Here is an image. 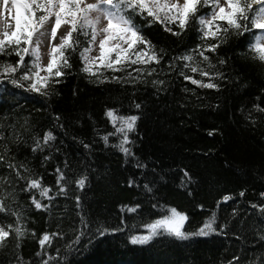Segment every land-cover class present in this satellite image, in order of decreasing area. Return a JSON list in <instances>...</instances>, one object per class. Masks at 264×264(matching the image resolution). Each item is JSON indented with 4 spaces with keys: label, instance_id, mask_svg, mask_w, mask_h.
I'll return each instance as SVG.
<instances>
[{
    "label": "trees",
    "instance_id": "trees-1",
    "mask_svg": "<svg viewBox=\"0 0 264 264\" xmlns=\"http://www.w3.org/2000/svg\"><path fill=\"white\" fill-rule=\"evenodd\" d=\"M210 12L200 6L196 15L207 18ZM127 15L155 46L159 64L131 65L115 73L101 66L97 75L102 72L100 78L108 79L99 83L81 71L79 52L87 44L82 34L74 33L81 44L76 52L65 51L71 67H61L64 75L48 81L42 89L47 95L28 91L29 81H20L23 88L13 85L19 71L0 75V199L5 208L0 226H19L25 232L19 240L14 232L5 239L0 264H264V112L256 110L264 108V63L250 50L258 30L240 34L229 29L215 52H205L209 60L202 61L193 51L205 46L195 18L174 36L159 22ZM217 22L223 29L225 22ZM167 27L180 31L175 24ZM188 54L193 61L179 59ZM17 59L0 55L2 63L15 65ZM185 63L214 78L191 72ZM138 67L146 71L127 82V72L136 76ZM152 68L156 71L148 75ZM181 72L218 88L199 87ZM113 75L122 82L112 80ZM109 109L116 117H139L133 130L125 129L131 154L117 147L122 133L109 135L121 125L117 119L113 126L106 116ZM48 132L55 139L44 144ZM57 168L64 173L66 194L57 195ZM84 177L81 190L76 181ZM30 179L50 188L48 196L54 199L42 198L38 189L26 190ZM33 196L47 208H35ZM137 204L136 213L121 211ZM170 207L187 215L185 232L197 230L215 213L216 231L188 240L165 234L144 245L130 242ZM101 226L122 231L99 237ZM80 231L85 235L74 244ZM44 233L51 239L42 250L38 241Z\"/></svg>",
    "mask_w": 264,
    "mask_h": 264
},
{
    "label": "snow or ice",
    "instance_id": "snow-or-ice-1",
    "mask_svg": "<svg viewBox=\"0 0 264 264\" xmlns=\"http://www.w3.org/2000/svg\"><path fill=\"white\" fill-rule=\"evenodd\" d=\"M12 4V17L14 24L8 22L7 19L0 22V55L18 57L16 64H7L0 62V75L4 73H17L20 74V79L17 80L13 78L10 82L13 85L23 88L24 85L20 81H29L28 91H34L47 95V91H42L48 86V81L53 77H61L64 73L60 70L63 68H70L71 64L68 63V57L65 56V51L71 50L76 52L78 46L81 42L78 38H74L73 34L83 35L85 37L86 47H81L79 52V58L83 64L81 71L87 73L89 78L95 76L97 82L103 83L108 77H104L103 73L100 72L99 76L97 73L100 67L105 69H110L113 73L117 71H124L126 67L131 65H148L153 61L156 64L160 63V59L155 50V46L147 41L138 30V26L133 23L132 18H130L127 13L131 12L133 15H139L142 19L148 20L149 24L159 22L165 25V31L170 32L174 36H179L182 34L184 29L187 27L189 21L192 18L196 19V23L200 26L201 39L205 42L203 48L197 47L193 50L202 58V61H208L209 57L205 55V52H215L223 42V37H226L229 29L235 30L240 34L244 32L257 31L259 34L253 37L254 43L250 44V50L253 52V58L260 60L264 63V0H225L227 7L221 6L220 0H183L181 4L179 0H97L94 4H84L82 7L83 0H2L3 12H0V16H3L8 12V5ZM256 6L255 9L253 6ZM200 6L210 7L211 12L209 15L211 19H206L204 16H197L198 8ZM37 13H40L37 15ZM92 13L96 15L93 16ZM54 18V19H53ZM149 18H151L149 20ZM102 20L107 21V25L103 28L98 29L97 26ZM225 22L223 29L221 24L218 23ZM51 23V28L49 32H42L41 29L44 28L46 24ZM168 24H175L180 31H173L171 27H167ZM251 24V28L248 25ZM62 26H68L67 30L59 36V43L54 44L49 49L50 60L45 67L41 66V53H40V39L45 35L50 36V40L54 41L57 39V31ZM85 29H90L86 31ZM214 29V30H213ZM39 34L36 41H33V37ZM103 34V38L99 40V56L93 57L90 53L97 43V36ZM212 38L215 43L208 44L207 39ZM220 37V39H218ZM116 41V43H111ZM23 45V46H22ZM127 45V47H124ZM137 46H142L137 50ZM162 51V50H161ZM115 53V58L113 59L112 54ZM29 57V62L25 64V57ZM180 60L191 62L194 60L193 55H184L179 57ZM221 64L224 63L223 60L220 61ZM95 66V71L93 67ZM171 66V65H170ZM210 67H214L209 64ZM185 68H190L193 73L199 72L202 77H209L213 79L214 77L204 71L202 68L194 67L190 63L184 64ZM55 69V71H53ZM41 71L47 72V76H41ZM137 75L133 76L131 71L127 72L126 80L127 82L136 81L140 79V74L146 71L145 68H136L134 70ZM156 69L152 68L148 70L147 74L152 75ZM185 80L191 81V83L198 85L203 88H218L217 84L214 83H203L201 80L193 79L190 75H185ZM217 76L221 75L219 73ZM112 80L117 82H122V78L113 75ZM58 82V81H57ZM153 83L162 84L163 81H153ZM136 108H140L137 104ZM256 110L264 112V108L256 106ZM106 116L111 118V122L115 127V122L117 119L121 121V125L115 128V132L109 135L123 134V138L117 147L124 154H131L130 149L125 147L126 143H129L127 137V131L134 129L136 120L139 119L137 116L131 117H116L114 115V110L109 109L106 112ZM58 119V118H57ZM127 129V131L125 130ZM108 136H104L105 142L108 141ZM55 137L51 132H48L43 137L44 144H47L49 140H53ZM36 147L40 148L41 144L39 141L36 143ZM36 149H33L35 151ZM4 157L0 155V161ZM9 167L14 168V165H9ZM57 185L59 187V192L57 195L66 194V188L61 181L65 179L64 173L57 168ZM20 173L17 170V176ZM187 177V172L184 173ZM23 178V177H21ZM86 177L76 181L77 186L82 190L85 186ZM132 181H129V186L132 185ZM147 188V185L145 186ZM38 189L39 194L42 198H47L48 200L54 199V197L48 196L51 191L50 188H41L40 180L30 179L26 190ZM151 191V189H148ZM241 196L244 195L243 192L240 193ZM264 196V193L261 194ZM225 201L230 199V197L225 196L223 198ZM76 206L80 207V198L77 196L75 198ZM32 204L37 209L42 207L47 208V205H41V203L33 196L31 198ZM257 207V205H252ZM140 205L137 204L135 207L122 206L121 211H127L129 213H136ZM155 207V205H154ZM203 207V206H200ZM169 215H164L151 223L143 225L145 229L150 230L147 234L143 235H132L130 237V242L132 244H148L155 237L159 235H169L174 236L178 240H188L196 236H207L216 229L213 228L215 223V213L212 217L207 219L203 225L193 232H185L182 229L187 221L188 217L186 214L178 212L175 207H170L167 209ZM5 212L3 205V200L0 199V213ZM17 219L20 220L19 214L13 212ZM83 223V218L81 220ZM123 223V221H122ZM135 227V226H133ZM162 230V231H158ZM122 231L120 228L108 229L103 226L97 229V235L103 237L107 234ZM15 233L17 239L22 238L25 232L21 227L17 226L13 228L12 225H7V230L4 226H0V248L5 246L4 241L9 237L10 233ZM32 235H35L33 232ZM53 236H59V233H53ZM85 235L83 231H80L76 235L73 243L79 244L82 237ZM50 236L47 233L42 235L38 243L43 250L46 241H50ZM19 243L16 247L19 248ZM71 247V245H69ZM37 257L42 255V252L36 253ZM49 259H52L49 257ZM238 260V258H235ZM42 264H49V260H43ZM232 264V262H229Z\"/></svg>",
    "mask_w": 264,
    "mask_h": 264
},
{
    "label": "rangeland",
    "instance_id": "rangeland-1",
    "mask_svg": "<svg viewBox=\"0 0 264 264\" xmlns=\"http://www.w3.org/2000/svg\"><path fill=\"white\" fill-rule=\"evenodd\" d=\"M96 2H97V0H83V3H82L81 6H84V4H94ZM172 2L175 3V0H172ZM179 2L182 4L183 0H179ZM220 3H221V6L227 7L225 0H220ZM10 5L12 7L11 2H10ZM11 11H12V9H11ZM92 15L95 16L96 14L92 13ZM210 18H211V16L207 17L206 19H210ZM49 24H51V23H49ZM106 25H107V21L106 20H102L101 23L97 26V28L100 29V28L105 27ZM67 27L68 26H62L60 29L65 28V30H67ZM38 36H39L38 33L36 35H34V37H33V41L34 42L36 41ZM102 38H103V34L97 36V43H96V46L93 48V51L90 53L91 56H93V57L99 56L98 44H99V40L102 39ZM39 39H40V37H39ZM111 43L114 44V43H116V41H112ZM261 43H264V40H262ZM124 47H126V45H124ZM49 49L50 48H47L44 45V42L40 40L41 63H42V65L44 67L47 65V63L50 60ZM113 54L115 55V53H113ZM169 214L170 213H167L166 215H169ZM149 231L150 230L144 228V231L142 233H140V234H137V235L147 234ZM158 231H162V230L158 229Z\"/></svg>",
    "mask_w": 264,
    "mask_h": 264
},
{
    "label": "bare ground",
    "instance_id": "bare-ground-1",
    "mask_svg": "<svg viewBox=\"0 0 264 264\" xmlns=\"http://www.w3.org/2000/svg\"><path fill=\"white\" fill-rule=\"evenodd\" d=\"M13 7V6H12ZM10 3L8 5V12L5 13L3 16H0V22L4 21L5 19L8 20V22H10L11 24H14V20L11 19L12 17V9ZM0 12H3V4H2V0H0ZM51 24H46L44 26L43 29H41L42 32H49L50 31V28H51ZM65 28H62V29H58L57 31V39L54 40V41H51L50 40V36L49 35H45L43 37H40V40L44 42V45L47 47V48H50L52 45L54 44H58L59 43V36L62 35L64 32H65ZM39 35V34H38Z\"/></svg>",
    "mask_w": 264,
    "mask_h": 264
}]
</instances>
